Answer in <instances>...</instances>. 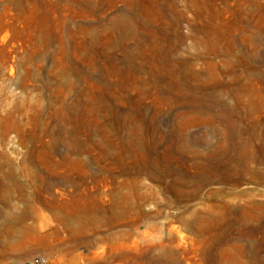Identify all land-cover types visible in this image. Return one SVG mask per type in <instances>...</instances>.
<instances>
[{
  "label": "rangeland",
  "instance_id": "obj_1",
  "mask_svg": "<svg viewBox=\"0 0 264 264\" xmlns=\"http://www.w3.org/2000/svg\"><path fill=\"white\" fill-rule=\"evenodd\" d=\"M255 76L264 0H0V264H264Z\"/></svg>",
  "mask_w": 264,
  "mask_h": 264
},
{
  "label": "bare ground",
  "instance_id": "obj_2",
  "mask_svg": "<svg viewBox=\"0 0 264 264\" xmlns=\"http://www.w3.org/2000/svg\"><path fill=\"white\" fill-rule=\"evenodd\" d=\"M222 43V38L220 37H215L211 44L214 52H217V50L219 49V47L221 46ZM251 82L254 85V90L258 93L261 94L264 90V77L261 76H255L252 78ZM195 95H197V92H194ZM262 96V95H261ZM183 98V102L188 103L189 105H191V107H194L196 109V112L199 115H209L210 113V108L209 105L207 104V98L204 97H194V95H187V94H183L181 96ZM261 102L262 104H264V98H261ZM226 117V118H225ZM224 119L228 120V117L225 116ZM252 149V148H251ZM235 161H238V157H237V153L235 154ZM257 177V176H256ZM223 207V206H222ZM228 209V208H227ZM226 213V212H225ZM245 213V212H244ZM229 214V213H228ZM245 215V214H244Z\"/></svg>",
  "mask_w": 264,
  "mask_h": 264
},
{
  "label": "built area",
  "instance_id": "obj_3",
  "mask_svg": "<svg viewBox=\"0 0 264 264\" xmlns=\"http://www.w3.org/2000/svg\"><path fill=\"white\" fill-rule=\"evenodd\" d=\"M26 264H46V260L44 258H35L29 260Z\"/></svg>",
  "mask_w": 264,
  "mask_h": 264
}]
</instances>
